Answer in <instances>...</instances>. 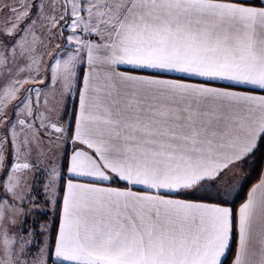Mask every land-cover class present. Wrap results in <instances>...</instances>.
I'll return each instance as SVG.
<instances>
[{"label":"snow or ice","instance_id":"snow-or-ice-1","mask_svg":"<svg viewBox=\"0 0 264 264\" xmlns=\"http://www.w3.org/2000/svg\"><path fill=\"white\" fill-rule=\"evenodd\" d=\"M257 164L264 0H0V264H264Z\"/></svg>","mask_w":264,"mask_h":264},{"label":"trees","instance_id":"trees-1","mask_svg":"<svg viewBox=\"0 0 264 264\" xmlns=\"http://www.w3.org/2000/svg\"><path fill=\"white\" fill-rule=\"evenodd\" d=\"M262 169H263L262 166L260 164H257L256 168L252 171V175L247 179V183H246V185L244 187V190H243L242 194H240V198L237 201V203L242 202L243 199L246 197V193H247L248 189L253 184L258 182ZM248 170H249L248 166L246 165L245 166V172H247Z\"/></svg>","mask_w":264,"mask_h":264},{"label":"crops","instance_id":"crops-1","mask_svg":"<svg viewBox=\"0 0 264 264\" xmlns=\"http://www.w3.org/2000/svg\"><path fill=\"white\" fill-rule=\"evenodd\" d=\"M262 170H264V168H263ZM251 187H252V186H251ZM251 187H250V188H251ZM250 188H249V189H250ZM241 194H242V193H241ZM246 195H247V193H246Z\"/></svg>","mask_w":264,"mask_h":264},{"label":"rangeland","instance_id":"rangeland-1","mask_svg":"<svg viewBox=\"0 0 264 264\" xmlns=\"http://www.w3.org/2000/svg\"><path fill=\"white\" fill-rule=\"evenodd\" d=\"M246 183H247V182H246ZM245 185H246V184H245ZM242 192H243V191H242ZM242 192H241V193H242Z\"/></svg>","mask_w":264,"mask_h":264}]
</instances>
